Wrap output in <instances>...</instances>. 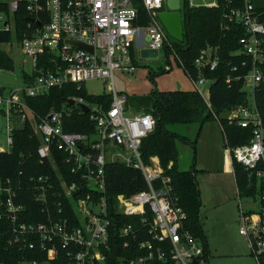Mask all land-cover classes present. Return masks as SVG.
I'll return each mask as SVG.
<instances>
[{
  "label": "built area",
  "instance_id": "2783aa9c",
  "mask_svg": "<svg viewBox=\"0 0 264 264\" xmlns=\"http://www.w3.org/2000/svg\"><path fill=\"white\" fill-rule=\"evenodd\" d=\"M134 1L0 0L8 8L0 12V32H10L15 38L21 35L17 44L7 45H18L28 66L22 70L20 87L0 91V136L5 135L7 146L0 141V152L11 154L15 134L31 123L41 141L37 156L53 170L40 175H25L22 170L17 179L0 178V239L9 249L27 252L20 264H107L111 219L106 167L112 163L141 171L148 186V190L130 197L118 195L119 214L141 216L142 229H147L154 241L169 244L174 264H207L201 242L185 228L187 214L175 195L171 177L164 175L158 157H151L149 163L142 158V142L156 128L154 114L133 112L128 96L115 87L116 72L135 71L133 47L141 35H146L147 48L152 50L160 52L166 44L172 47L159 19L166 0H141L150 19L148 25L140 23ZM189 6L221 8L222 30L228 32L237 26L242 31L235 55L245 59L240 66H232L226 83L230 86L240 80L242 77L234 74L247 68L243 78L252 104L235 108L228 121L251 127L253 135L248 144L227 150L231 162L236 160L257 180L258 201L249 197L250 210L243 208L240 198V233L247 238L256 264H264V125L254 101L256 89L264 85V12L256 10L253 0H189ZM22 11L28 17L23 29L16 15ZM218 51L219 47L213 46L202 49L195 60V73L182 64L209 109L210 88L205 93L202 86L214 82L205 74L218 68ZM171 70L168 60L166 71ZM94 80L109 82V105L71 98L73 106L39 118L27 103L54 88L70 84L81 88ZM83 105L90 109L87 114L95 124V133L66 132L65 116L74 110L85 113ZM66 169L76 180L69 183L65 179ZM25 192L32 197H25ZM30 199L39 211L27 208ZM121 235L135 236L133 225L124 226ZM141 248L149 251L148 257L129 264L166 259L165 249L155 254L150 241L141 243Z\"/></svg>",
  "mask_w": 264,
  "mask_h": 264
},
{
  "label": "trees",
  "instance_id": "16d2710c",
  "mask_svg": "<svg viewBox=\"0 0 264 264\" xmlns=\"http://www.w3.org/2000/svg\"><path fill=\"white\" fill-rule=\"evenodd\" d=\"M256 10L264 12V0H253ZM139 11V19L142 25H148L149 16L143 7L141 0L134 1ZM6 5L0 3V12L7 11ZM181 14L183 23L184 39L177 41L166 31L167 37L175 42L171 46L165 45L166 53H174L179 66L196 72L195 60L200 51L208 46L219 47L218 54L220 63L215 71L207 72L205 77L213 79L210 86L209 109L202 96L195 90L190 91H158L155 90L150 96L134 100L139 110L151 111L156 120L154 132L143 140L141 145L142 158L146 163L151 157H158L164 175L170 176L174 192L178 198L180 206L187 214L185 228L196 237L204 248V257L209 260V244L204 233L201 221V198L198 185L192 171H181L178 166V150L176 143L181 141L190 143V139L172 132L168 129L170 125H194L200 128L205 124L218 122L224 129L223 136L226 148H236L248 144L253 135V129L242 128L231 125L228 115L239 106L248 105L249 93L245 90L244 76L248 73L247 68H240L234 75L241 76L240 80H234L229 86L226 77L231 73L232 66L239 65L245 59L244 56L235 55L239 50V37L242 31L236 26L231 31L222 30L223 10L212 8H192L189 0H181ZM19 27H25L28 17L22 11L16 14ZM21 35H19L20 38ZM13 40L10 32H0V69L5 71L15 70L14 59L2 49V45H7ZM167 60L169 57L167 55ZM1 91V89H0ZM255 105L260 112L264 125V85L255 91ZM84 98L93 104L109 105L111 97L107 94L90 95L82 86L65 85L52 89L48 94L34 99H28V105L35 111L36 116L45 118L51 112H63L69 108L68 101L71 98ZM130 100V98L128 97ZM89 115L81 110H74L70 116H65L63 128L69 133H83L92 135L96 131L95 124L90 121ZM41 141L35 135V129L28 123L27 126L15 134V144L11 154L0 152V178L19 177V172L24 171L25 175L53 173L48 163L42 164L37 156V149ZM236 185L240 194L256 197L258 193L256 178L250 177L246 169L236 160L232 163ZM65 179L71 183L76 180L67 169ZM107 192L106 197L110 207L109 218L111 226L109 228V250L107 251V264H129L132 260L141 257H148L149 251L141 248V243L150 241L156 254L158 249H165V260H149L146 264H174L169 254V244L154 241L148 234L147 229H142L141 216H124L119 214L117 209V197L123 194L130 197L141 191L148 190V186L141 171L126 167L120 163H112L106 167ZM25 197H32L29 192H25ZM27 208L36 209L39 207L32 199L27 200ZM148 218L153 220V215L148 209ZM40 220L41 216L38 217ZM133 225L135 236L123 237L121 229L127 225ZM127 244V245H126ZM27 252L17 249H9L5 241L0 239V264H20Z\"/></svg>",
  "mask_w": 264,
  "mask_h": 264
},
{
  "label": "rangeland",
  "instance_id": "374dc122",
  "mask_svg": "<svg viewBox=\"0 0 264 264\" xmlns=\"http://www.w3.org/2000/svg\"><path fill=\"white\" fill-rule=\"evenodd\" d=\"M18 40H20L19 36L16 38L13 36V43L17 44ZM168 40L170 45L175 42L171 38H168ZM148 46L149 42L146 38L144 48ZM2 49L15 61L14 71H0V89L8 91L10 88L22 85L21 75L22 70L28 67L24 63L27 58L22 54L18 45H15L14 48L9 45H2ZM141 50L140 48L137 49L134 72L126 74L116 72L114 76L117 92L125 93L130 98L128 105L133 112L139 110L133 101L150 96L155 90L163 92L194 90L183 68L176 61L174 53L167 54L165 47H163L158 58H142ZM167 55L172 67L171 71H166ZM108 83L102 80L89 81L84 84V88L90 95H102L109 92ZM211 84L207 83L202 86L205 93H207ZM248 93L250 94L251 92L248 91ZM250 99L251 105L252 99ZM168 129L190 138V143L178 142L177 144V148L179 147L180 150L178 153V164L181 170L193 172L202 203L200 216L202 214L206 215L208 210L212 208H218L217 211L221 209L225 211L231 207L232 210L230 211H234L240 203V198L243 208L246 211L250 210L252 201L246 196L245 192L241 194L238 192L235 179L232 174L226 172L225 161L228 160L226 157L228 152L227 150H224V153L223 150L221 152L223 135L218 122L205 124L201 130L197 124L170 125ZM0 141L3 147H7L4 134L0 136ZM220 152L221 156L219 157L218 154ZM253 199L258 201L257 195Z\"/></svg>",
  "mask_w": 264,
  "mask_h": 264
},
{
  "label": "crops",
  "instance_id": "0c3cea01",
  "mask_svg": "<svg viewBox=\"0 0 264 264\" xmlns=\"http://www.w3.org/2000/svg\"><path fill=\"white\" fill-rule=\"evenodd\" d=\"M146 38V35L143 34L134 44L133 54L135 58L137 49H142V47L145 45ZM178 142L181 141H177L176 146H178ZM177 150L179 153V147ZM222 150L223 153L224 150H227L224 142V136L221 152ZM221 152L218 154L219 157L221 156ZM226 157L228 159L225 161L226 172L232 174V177L235 179L229 152L226 154ZM217 210L218 208H212L208 210L206 215L202 214L200 216V221L209 244L210 254L207 264H256L253 256L251 255L247 238L240 233L242 223L239 205L236 209H234V211H230L232 210L231 207L225 211L222 209L220 211Z\"/></svg>",
  "mask_w": 264,
  "mask_h": 264
},
{
  "label": "water",
  "instance_id": "95a60500",
  "mask_svg": "<svg viewBox=\"0 0 264 264\" xmlns=\"http://www.w3.org/2000/svg\"><path fill=\"white\" fill-rule=\"evenodd\" d=\"M165 10L159 13V19L164 26L167 33L177 41H183V23L181 14V0H166ZM84 47L83 45H80ZM142 58H158L159 52L152 50L150 48H142L141 50ZM69 105L73 106L74 101L70 100ZM82 109L85 113H88L90 109L83 105ZM194 264H198L194 262Z\"/></svg>",
  "mask_w": 264,
  "mask_h": 264
}]
</instances>
